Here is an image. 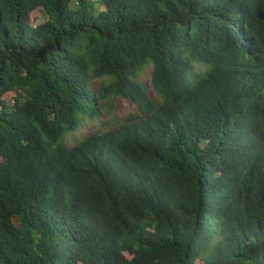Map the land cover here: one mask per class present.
I'll list each match as a JSON object with an SVG mask.
<instances>
[{"label": "trees", "instance_id": "1", "mask_svg": "<svg viewBox=\"0 0 264 264\" xmlns=\"http://www.w3.org/2000/svg\"><path fill=\"white\" fill-rule=\"evenodd\" d=\"M0 264H264V0H0Z\"/></svg>", "mask_w": 264, "mask_h": 264}, {"label": "rangeland", "instance_id": "2", "mask_svg": "<svg viewBox=\"0 0 264 264\" xmlns=\"http://www.w3.org/2000/svg\"><path fill=\"white\" fill-rule=\"evenodd\" d=\"M35 23H42L45 21V16H43L42 10H38L35 12ZM140 79L147 84L149 87V93L154 96L156 95L153 87H152V66L149 65L145 68L141 74ZM11 96H8V99ZM113 104L111 107L110 105ZM108 104L106 108H104L103 113L98 115L94 119H88L84 117L82 126L79 131L74 134L66 135V142L68 144H74L79 139H81L84 135L99 131L104 132L114 127L116 123L122 122L123 119L131 112H136V105L132 104L128 99L119 97L115 100L114 103Z\"/></svg>", "mask_w": 264, "mask_h": 264}]
</instances>
